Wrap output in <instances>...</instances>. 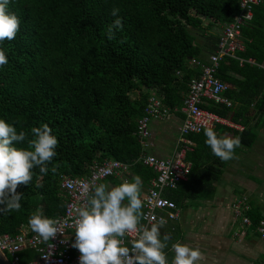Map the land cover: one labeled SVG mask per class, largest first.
Masks as SVG:
<instances>
[{
  "label": "trees",
  "instance_id": "16d2710c",
  "mask_svg": "<svg viewBox=\"0 0 264 264\" xmlns=\"http://www.w3.org/2000/svg\"><path fill=\"white\" fill-rule=\"evenodd\" d=\"M240 3L10 0L8 10L20 19V28L15 39L0 42L8 58V64L0 67V119L26 132L46 123L58 146L48 174L36 168L32 182L18 186L17 192L23 194L21 209L5 213V205L0 204V234L20 233L37 209L53 219L63 215L67 197L61 189L62 178L87 177L96 163L118 160L135 167L146 182L155 178L152 169L138 163L146 153L138 127L150 99H159L162 109H169L165 119L181 113L191 80L201 76L200 67H193L191 61L203 64L211 57H205L199 36L215 25L224 29L239 14ZM113 8L119 9L123 28L108 40V26L116 19L111 15ZM242 35L245 50L236 56L264 65V2L254 9V18L243 27ZM215 38L219 43L221 37ZM216 76L230 86L224 96L233 105L204 99L202 108L243 125L244 131L236 134L241 145L252 147L256 135L247 116L264 113V69L223 56ZM186 138L197 144L187 155L191 174L177 190L164 193L181 213L184 202L214 193L225 163L206 147L204 132ZM248 215L255 226L263 220L252 210ZM19 256L20 264H30L38 254L25 250Z\"/></svg>",
  "mask_w": 264,
  "mask_h": 264
},
{
  "label": "clouds",
  "instance_id": "9594fccd",
  "mask_svg": "<svg viewBox=\"0 0 264 264\" xmlns=\"http://www.w3.org/2000/svg\"><path fill=\"white\" fill-rule=\"evenodd\" d=\"M9 2L0 0V42L15 39L20 28V19L8 10ZM118 12L117 8L111 10L116 19L108 26V40L115 39V31L123 28ZM6 64L8 58L5 51L0 50V67ZM204 135L206 145L216 157L224 162L235 158V149L241 146L239 136L218 135L212 127H205ZM17 144H26V147H17ZM57 146L58 139L46 123L26 132L0 119V204L5 205L3 212L21 209L23 194L17 192L18 186H28L36 168L40 174H48L49 165L57 155ZM51 171L55 173L56 167ZM142 186L139 175L117 185L84 186L86 203L73 208L72 221L75 234L72 247L80 253L79 264H201L203 253L198 247L172 241L170 234L162 235L161 228L167 223L163 217L158 221L153 217L149 224L142 223L145 219ZM27 223L43 242L60 233V221L45 216L39 209L29 216ZM169 248L173 253L170 261L165 251Z\"/></svg>",
  "mask_w": 264,
  "mask_h": 264
},
{
  "label": "built area",
  "instance_id": "2783aa9c",
  "mask_svg": "<svg viewBox=\"0 0 264 264\" xmlns=\"http://www.w3.org/2000/svg\"><path fill=\"white\" fill-rule=\"evenodd\" d=\"M263 0H241L240 12L233 21L228 24L220 36L217 52L210 57L208 63H200L192 60L193 67H200V78L192 79L190 91L185 99L184 106L180 109L185 116L180 128L182 146L169 158H160L156 155L142 154L138 163L152 169L156 177L150 181L149 190L142 198L143 213L145 219L142 223L149 224L152 218L158 221L163 217L167 223L164 226L178 222L181 216V208L175 201L168 199L164 193L168 190H177L181 182H186L191 174L192 162L187 159L192 152V144L186 138L190 134H201L205 127L215 129L219 125L235 126L230 119L207 111L202 108L203 100L215 102L226 107H232L233 103L224 96L230 87L221 81L217 75L218 61L223 56H231L240 63L249 62L264 69L263 64H257L254 60H245L236 56L238 52L245 50L242 29L254 18V9L262 4ZM170 115L169 109H162L161 101L151 98L146 109V115L140 120L138 135L143 149L147 151L151 138V123L153 120H164ZM132 166L118 160H108L102 164L96 163L90 169L87 177L73 178L65 176L61 181V189L67 197L65 213L56 218L60 221V233L48 242H43L28 226H23L16 235L0 234V251L12 258V264H20L19 254L25 250H34L38 257L30 264H79V251L72 247L75 241L72 221L73 208L86 203L87 195L84 186L91 188L94 184L101 183L111 177H117L129 171ZM232 210L236 219H240L243 227L256 231L264 240V219L255 226L248 213L251 210L249 198L245 195L236 199L232 204ZM241 234H245L242 232ZM130 239L126 238L127 240ZM49 245H52L49 247ZM47 257V258H45ZM264 264V261L262 262Z\"/></svg>",
  "mask_w": 264,
  "mask_h": 264
},
{
  "label": "crops",
  "instance_id": "0c3cea01",
  "mask_svg": "<svg viewBox=\"0 0 264 264\" xmlns=\"http://www.w3.org/2000/svg\"><path fill=\"white\" fill-rule=\"evenodd\" d=\"M213 29L214 33L211 28L199 36L198 42L204 47L205 57L215 54L218 49L215 36L220 37L223 27L215 25ZM247 118H250L248 126L256 135L254 145L236 148L235 158L224 163L214 193L206 199L184 202L181 205L180 220L161 228L162 235L170 234L172 241L179 240L191 247H198L203 253L201 264H262L264 261V240L256 231L245 229L232 210L234 201L245 195L249 198L252 212L264 219V113L255 111ZM182 123L180 112L165 120L153 121L150 127L152 136L146 152L160 158L172 157L183 144L180 132ZM235 124L220 125L222 127L217 130V126L214 131L235 138L239 136L236 133L245 129L243 125ZM188 141L194 150L197 144L190 139ZM201 144L205 147L204 142ZM139 173L135 167H131L128 172L101 183L117 185L125 179L131 180ZM142 177L141 199L148 192L150 184V181L146 182ZM165 251L170 261L173 253L170 248Z\"/></svg>",
  "mask_w": 264,
  "mask_h": 264
},
{
  "label": "water",
  "instance_id": "95a60500",
  "mask_svg": "<svg viewBox=\"0 0 264 264\" xmlns=\"http://www.w3.org/2000/svg\"><path fill=\"white\" fill-rule=\"evenodd\" d=\"M0 264H12L8 257L0 251Z\"/></svg>",
  "mask_w": 264,
  "mask_h": 264
},
{
  "label": "rangeland",
  "instance_id": "374dc122",
  "mask_svg": "<svg viewBox=\"0 0 264 264\" xmlns=\"http://www.w3.org/2000/svg\"><path fill=\"white\" fill-rule=\"evenodd\" d=\"M212 32L214 33V29H212Z\"/></svg>",
  "mask_w": 264,
  "mask_h": 264
}]
</instances>
